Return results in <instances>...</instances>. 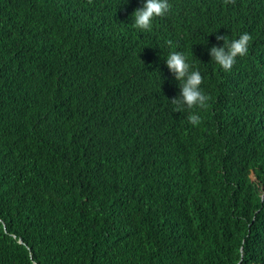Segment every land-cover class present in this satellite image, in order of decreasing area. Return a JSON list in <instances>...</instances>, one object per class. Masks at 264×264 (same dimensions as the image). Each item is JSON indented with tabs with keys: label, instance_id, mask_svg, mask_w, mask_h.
Here are the masks:
<instances>
[{
	"label": "trees",
	"instance_id": "trees-1",
	"mask_svg": "<svg viewBox=\"0 0 264 264\" xmlns=\"http://www.w3.org/2000/svg\"><path fill=\"white\" fill-rule=\"evenodd\" d=\"M142 3L0 0V264H264V0H168L145 32Z\"/></svg>",
	"mask_w": 264,
	"mask_h": 264
},
{
	"label": "clouds",
	"instance_id": "clouds-1",
	"mask_svg": "<svg viewBox=\"0 0 264 264\" xmlns=\"http://www.w3.org/2000/svg\"><path fill=\"white\" fill-rule=\"evenodd\" d=\"M168 9V0H143L142 6L132 13V24L142 32L150 31L154 18L163 16ZM250 39L246 32L231 40H228L226 35L217 34L216 40L223 41V44L208 48L210 62L224 72L231 71L236 58L247 55ZM163 59L179 88L178 95L170 101L174 105L173 112L187 111L188 122L193 126L198 125L201 118L191 110L206 108L208 101L207 95L200 87L203 81L201 72L193 68L188 62V57L182 52H169Z\"/></svg>",
	"mask_w": 264,
	"mask_h": 264
}]
</instances>
